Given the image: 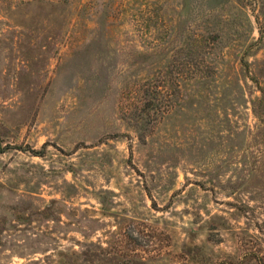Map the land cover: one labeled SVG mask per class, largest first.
I'll return each instance as SVG.
<instances>
[{
  "label": "rangeland",
  "instance_id": "obj_1",
  "mask_svg": "<svg viewBox=\"0 0 264 264\" xmlns=\"http://www.w3.org/2000/svg\"><path fill=\"white\" fill-rule=\"evenodd\" d=\"M25 1L0 0V264H264L253 1Z\"/></svg>",
  "mask_w": 264,
  "mask_h": 264
},
{
  "label": "trees",
  "instance_id": "obj_2",
  "mask_svg": "<svg viewBox=\"0 0 264 264\" xmlns=\"http://www.w3.org/2000/svg\"><path fill=\"white\" fill-rule=\"evenodd\" d=\"M38 2H46L53 4V1L50 0H37ZM251 9L253 15L255 16L256 22L258 24L259 37L256 43L264 45V0H252ZM25 4H30L32 1L28 0L24 2ZM254 3V4H253Z\"/></svg>",
  "mask_w": 264,
  "mask_h": 264
}]
</instances>
